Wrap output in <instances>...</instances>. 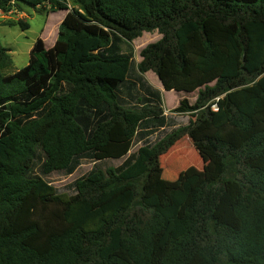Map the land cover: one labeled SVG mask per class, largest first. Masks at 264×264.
Here are the masks:
<instances>
[{
  "label": "trees",
  "instance_id": "obj_1",
  "mask_svg": "<svg viewBox=\"0 0 264 264\" xmlns=\"http://www.w3.org/2000/svg\"><path fill=\"white\" fill-rule=\"evenodd\" d=\"M75 2L0 0L5 13L67 11L55 44L38 38L17 71L0 41V264H264V0ZM156 31L133 77L122 42ZM149 71L198 91L174 110L194 123L155 141L167 116ZM185 135L210 161L204 179L149 193ZM83 159L94 167L60 193L49 176Z\"/></svg>",
  "mask_w": 264,
  "mask_h": 264
},
{
  "label": "rangeland",
  "instance_id": "obj_2",
  "mask_svg": "<svg viewBox=\"0 0 264 264\" xmlns=\"http://www.w3.org/2000/svg\"><path fill=\"white\" fill-rule=\"evenodd\" d=\"M65 1L72 7H78L75 0ZM22 9L6 13L0 16V41L2 45L11 48V54L14 60L12 69L7 70L11 73L26 66L29 62L30 51L38 38H42L47 47H50L58 34L61 19L66 13L65 10L53 11L50 5L42 7L30 6L22 3ZM23 19L30 23V28L23 30L19 25H10ZM161 34L156 32H145L141 37L132 42H122V52L131 54L134 60L133 77L138 75L137 63L142 60L141 51L150 43L161 39ZM147 83L154 89L161 91L163 97V106L167 116L165 128H161L150 136V140L155 141L157 138L164 136L181 126L191 125L196 118L195 112L179 113L175 112L180 104L181 99L187 98L190 104L195 103L198 91L193 93L179 92L175 90L167 91L164 89L160 79L153 72L149 71L143 75ZM140 87L135 88L133 96L127 97L129 102H136ZM143 91V90H142ZM141 144H134V152ZM121 160H109L107 163L112 166H119ZM209 160L205 154L196 147L189 136L185 135L178 140L170 150L159 159L157 171L153 173L147 187L151 189L149 193H160V196L167 194L171 189L180 187L182 183L193 175L199 176V182L204 179V173ZM94 167V162L90 159H83L81 165L73 175H67L61 172H55L49 176L48 180L62 194L71 195L75 193L74 181L87 174ZM172 226L169 227L166 236L159 247H162ZM124 256V253L120 252Z\"/></svg>",
  "mask_w": 264,
  "mask_h": 264
},
{
  "label": "crops",
  "instance_id": "obj_3",
  "mask_svg": "<svg viewBox=\"0 0 264 264\" xmlns=\"http://www.w3.org/2000/svg\"><path fill=\"white\" fill-rule=\"evenodd\" d=\"M65 11H66V10H65ZM66 14H67V11H66V13L64 14V16L62 17L61 21L64 19V17L66 16ZM57 36H58V34H57ZM57 36L55 37L53 43H52L51 45H49L50 47L53 46V45L55 44V41H56V39H57Z\"/></svg>",
  "mask_w": 264,
  "mask_h": 264
},
{
  "label": "built area",
  "instance_id": "obj_4",
  "mask_svg": "<svg viewBox=\"0 0 264 264\" xmlns=\"http://www.w3.org/2000/svg\"><path fill=\"white\" fill-rule=\"evenodd\" d=\"M6 13L0 9V16H4Z\"/></svg>",
  "mask_w": 264,
  "mask_h": 264
}]
</instances>
